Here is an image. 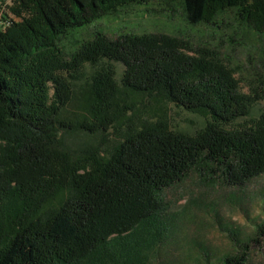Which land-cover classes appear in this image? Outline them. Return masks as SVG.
<instances>
[{"label": "trees", "instance_id": "obj_1", "mask_svg": "<svg viewBox=\"0 0 264 264\" xmlns=\"http://www.w3.org/2000/svg\"><path fill=\"white\" fill-rule=\"evenodd\" d=\"M150 1L0 0V21L10 22L0 24V264H148L165 227L164 189L195 169L233 187L264 173V110L250 117L257 96L240 91L219 57L189 54L176 36L100 30L64 56L61 40L76 29ZM162 1L177 3L190 25L214 26L227 13L254 33L264 28V0ZM104 59L123 65L120 85ZM84 64L95 70L76 100L82 118L71 120L66 76L75 79ZM128 94L173 104L204 124L190 134L143 120L105 153L64 151L66 131L123 120ZM253 233L217 264H247L264 221Z\"/></svg>", "mask_w": 264, "mask_h": 264}, {"label": "rangeland", "instance_id": "obj_2", "mask_svg": "<svg viewBox=\"0 0 264 264\" xmlns=\"http://www.w3.org/2000/svg\"><path fill=\"white\" fill-rule=\"evenodd\" d=\"M96 30L111 38L123 33H153L176 36L189 54L204 52L223 60L238 84L251 98L256 95L250 117L264 110V28L254 33L240 26L232 14H223L214 26L186 23L177 3L153 0L143 5L121 8L84 28H78L61 40L67 56L76 40L89 39ZM100 66L113 71L120 85L124 67L121 63L102 60ZM84 64L66 76L72 91L69 118L79 109V98L90 87L95 70ZM65 75V74H64ZM123 120L104 130L88 132L74 129L62 134L64 151L72 158H88L91 153H105L121 137L128 125L141 121L165 120L172 130L193 134L204 124V118L173 104H162L146 95L124 96ZM246 122V121H245ZM166 204L164 231L148 264H217L218 258L233 250L238 241H248L253 227L264 221V173L244 186L226 185L211 171L197 169L163 190ZM233 231L234 234H230ZM231 235V236H230ZM247 264H264V235L249 242Z\"/></svg>", "mask_w": 264, "mask_h": 264}, {"label": "built area", "instance_id": "obj_3", "mask_svg": "<svg viewBox=\"0 0 264 264\" xmlns=\"http://www.w3.org/2000/svg\"><path fill=\"white\" fill-rule=\"evenodd\" d=\"M2 2H3V5L5 6L6 4H10L12 2V0H2ZM0 24L2 26H4V28H6L9 26L10 22L9 21H4V22L0 21Z\"/></svg>", "mask_w": 264, "mask_h": 264}]
</instances>
